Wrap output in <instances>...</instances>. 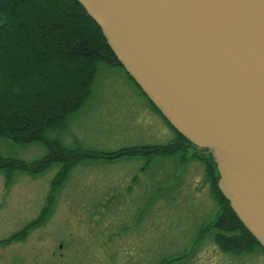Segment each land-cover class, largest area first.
<instances>
[{
    "label": "rangeland",
    "instance_id": "1",
    "mask_svg": "<svg viewBox=\"0 0 264 264\" xmlns=\"http://www.w3.org/2000/svg\"><path fill=\"white\" fill-rule=\"evenodd\" d=\"M176 135L126 69L103 62L62 141L69 148L113 151L164 145ZM0 153L35 161L47 147L4 138ZM194 153L207 155L188 146L187 155ZM59 169L16 172L10 185L0 171V241L39 215ZM207 178L204 162H184L179 152L150 160H84L58 191L47 222L24 241L0 244V264H264L262 251L234 255L209 238L189 253L201 225L219 209Z\"/></svg>",
    "mask_w": 264,
    "mask_h": 264
},
{
    "label": "water",
    "instance_id": "2",
    "mask_svg": "<svg viewBox=\"0 0 264 264\" xmlns=\"http://www.w3.org/2000/svg\"><path fill=\"white\" fill-rule=\"evenodd\" d=\"M264 247V0H78Z\"/></svg>",
    "mask_w": 264,
    "mask_h": 264
},
{
    "label": "trees",
    "instance_id": "3",
    "mask_svg": "<svg viewBox=\"0 0 264 264\" xmlns=\"http://www.w3.org/2000/svg\"><path fill=\"white\" fill-rule=\"evenodd\" d=\"M103 62L123 67L102 29L78 0H0V141L7 138L24 145L41 142L47 147V153L35 161L0 153V171L10 185L16 172L36 176L60 165L39 215L0 244L24 241L33 230L43 226L53 213L58 191L73 168L84 160L113 161L124 155H143L150 160L179 152L184 162H204L219 207L214 218L201 225L189 253L207 238L223 252L234 255L264 252L220 190V174L211 153L177 131L152 101L177 133L167 144L104 151L69 148L63 143L68 118L81 110L91 96ZM48 95H52L51 100ZM188 146L207 155L188 156Z\"/></svg>",
    "mask_w": 264,
    "mask_h": 264
}]
</instances>
